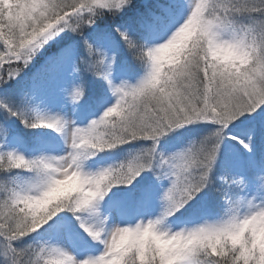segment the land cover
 I'll use <instances>...</instances> for the list:
<instances>
[{"label":"snow or ice","instance_id":"1","mask_svg":"<svg viewBox=\"0 0 264 264\" xmlns=\"http://www.w3.org/2000/svg\"><path fill=\"white\" fill-rule=\"evenodd\" d=\"M0 264H264V0H0Z\"/></svg>","mask_w":264,"mask_h":264},{"label":"rangeland","instance_id":"2","mask_svg":"<svg viewBox=\"0 0 264 264\" xmlns=\"http://www.w3.org/2000/svg\"><path fill=\"white\" fill-rule=\"evenodd\" d=\"M70 111H71V109L69 108V112ZM20 127L22 128L23 126L21 125ZM27 131H31V130H27ZM111 155H113L114 161L120 158L118 153H114V154H111Z\"/></svg>","mask_w":264,"mask_h":264}]
</instances>
